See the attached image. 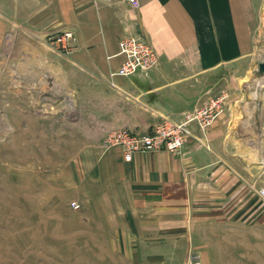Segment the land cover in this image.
Here are the masks:
<instances>
[{
    "label": "crops",
    "instance_id": "crops-1",
    "mask_svg": "<svg viewBox=\"0 0 264 264\" xmlns=\"http://www.w3.org/2000/svg\"><path fill=\"white\" fill-rule=\"evenodd\" d=\"M139 2L0 0V45L7 33L18 45L24 40L29 61L51 63L45 40L52 31L74 33L71 52L60 53V72L77 94L92 96L87 142L99 145L120 128L146 133L166 116L179 119L227 89L228 80L236 95V79L258 51L262 0ZM129 35L160 57L148 70L121 76L119 40ZM231 120L194 125L179 154L138 153L128 161L120 147L98 151L75 229L60 231L77 240V264H184L190 245L204 264H264L259 170L245 172L230 150L242 132H230Z\"/></svg>",
    "mask_w": 264,
    "mask_h": 264
},
{
    "label": "rangeland",
    "instance_id": "rangeland-1",
    "mask_svg": "<svg viewBox=\"0 0 264 264\" xmlns=\"http://www.w3.org/2000/svg\"><path fill=\"white\" fill-rule=\"evenodd\" d=\"M262 2L259 48L250 67L245 64L244 77L236 79L237 94L229 90L236 87L231 80L226 82L227 89L209 94L205 100L220 96L222 106L209 124H193L191 134L194 125L207 128L221 116L230 117V132L242 131L230 150L237 151L245 172L259 170L257 194L264 204ZM55 31L73 35L67 40L70 53L75 40L72 30ZM47 39L45 50L51 63L44 58L29 61L25 41L18 45L9 33L0 45V264H77V240L67 239L60 231H74L82 207L74 209L71 202L82 204L83 198L90 197V169L98 151L107 150V137L128 129L110 132L99 145L86 141L93 136L92 96L77 94L74 82L60 72V53H69ZM165 118L171 117L160 120ZM190 249L199 250L192 245Z\"/></svg>",
    "mask_w": 264,
    "mask_h": 264
},
{
    "label": "built area",
    "instance_id": "built-area-1",
    "mask_svg": "<svg viewBox=\"0 0 264 264\" xmlns=\"http://www.w3.org/2000/svg\"><path fill=\"white\" fill-rule=\"evenodd\" d=\"M132 6L139 7V0H129ZM73 35L69 31L63 33L51 32L48 42L57 43L61 50L69 53V41ZM123 61L116 73L129 76L138 68L148 70L156 65L158 53L149 42L134 36H124L119 40ZM222 106L220 96H210L195 110L185 112L179 119L165 118L155 123L147 133H138L128 129H120L111 133L107 139V149L120 147L124 158L131 161L135 154L168 151L180 153L185 146L193 124L207 125L215 118ZM264 196V188L261 189ZM74 209L80 207L77 201H72ZM185 264H204L203 254L200 250L190 249Z\"/></svg>",
    "mask_w": 264,
    "mask_h": 264
},
{
    "label": "water",
    "instance_id": "water-1",
    "mask_svg": "<svg viewBox=\"0 0 264 264\" xmlns=\"http://www.w3.org/2000/svg\"><path fill=\"white\" fill-rule=\"evenodd\" d=\"M259 70H260V72H263L264 71V62L263 63H260Z\"/></svg>",
    "mask_w": 264,
    "mask_h": 264
}]
</instances>
